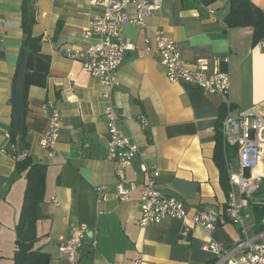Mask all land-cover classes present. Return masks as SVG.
Returning a JSON list of instances; mask_svg holds the SVG:
<instances>
[{"label":"crops","instance_id":"1","mask_svg":"<svg viewBox=\"0 0 264 264\" xmlns=\"http://www.w3.org/2000/svg\"><path fill=\"white\" fill-rule=\"evenodd\" d=\"M251 1L264 11V0ZM22 2L0 0L4 20L0 32V264H14L16 225L27 184L25 173L16 169L18 162L6 154L11 146L20 148L8 132V99L24 39ZM30 4L35 18L31 34L40 40V54L50 59L46 86L28 91L25 118V150L32 164L45 166L34 250L47 255V264H68L59 257L57 240L83 224L88 232L80 264H135L137 260L141 264H226L203 249L206 236L198 227L191 226L188 238L182 239L180 219L166 217L146 227L139 225L143 167L156 166L158 190L181 201L188 218L199 210L216 212L218 224L211 234L215 242L231 248L243 237L227 216V197L214 162L215 129L227 113L225 98L193 83L169 82L159 59L145 54L142 47L145 37L163 31L176 42L185 66L192 68L205 59L211 73L228 72L232 114L251 106L264 110V51L253 42L251 28L225 24L229 0L210 5L202 0H162L160 9L148 18L147 29L135 25L121 29V37L136 50L124 55L119 85L109 91L80 62L60 52L63 46L86 49L96 43L95 37L86 39L82 33L102 8L90 0H31ZM47 104H56L60 112L57 155L52 159L38 146L49 124V111L42 112ZM108 104L117 112L119 130L138 149L125 170V183L135 182L136 189L123 201L117 197L115 164L106 160L104 109ZM140 116L148 121L145 129ZM229 158L228 177L241 170L236 149ZM99 185L106 187L101 200L94 192ZM243 213L247 235L258 236L261 232L249 206ZM245 218L251 223L246 224Z\"/></svg>","mask_w":264,"mask_h":264},{"label":"built area","instance_id":"2","mask_svg":"<svg viewBox=\"0 0 264 264\" xmlns=\"http://www.w3.org/2000/svg\"><path fill=\"white\" fill-rule=\"evenodd\" d=\"M161 2L162 0H90L91 5L102 8V13L88 23L82 34L86 39L95 37L96 43L86 49L63 46L60 48L61 54L66 59L80 62L91 76L111 91L119 85L118 69L124 55L136 50L133 43L121 37V29L127 25L147 29L148 18L160 9ZM130 9L133 10V15ZM3 22L0 17V32ZM257 45L264 51V42ZM142 51L145 54L151 53L159 59L169 82L193 83L210 94L225 98L227 113L220 122L221 135L226 146L235 147L241 168L240 173L230 174L228 177L226 213L229 220L240 229L243 237L231 248H224L215 242L211 234L218 224L216 212L199 210L188 218L181 201L158 190L156 180L159 169L156 166L143 167L145 180L140 190L139 225L146 227L150 223H159L166 217L180 219L184 221L182 239L188 238L191 226L200 228L206 236L203 249L217 255L219 263L264 264V230L256 237H249L243 213L264 177V110L260 106H251L232 114V107L227 99L230 89L228 72L211 73L205 59L197 60L192 68L185 66L176 42L161 30L155 31L151 38L143 39ZM48 111V128L40 138L38 146L45 151L49 159H52L57 155L55 145L60 129V112L56 104L44 105L42 112L45 114ZM104 117L108 133L106 160L115 164L118 199L127 200L129 192L136 189V183H125V170L131 166L138 149L136 144L119 130L118 115L112 104L105 107ZM139 123L144 129L148 126L144 116H140ZM6 154L16 162L30 157L28 151L19 150L16 146H11ZM105 190L104 185L94 187L98 200L103 198ZM53 203L58 206L56 200H53ZM87 232L88 228L79 224L74 226L69 237L59 238L57 240L59 257L68 264H80L82 241ZM92 246H95V241ZM141 263V260L135 262Z\"/></svg>","mask_w":264,"mask_h":264},{"label":"trees","instance_id":"3","mask_svg":"<svg viewBox=\"0 0 264 264\" xmlns=\"http://www.w3.org/2000/svg\"><path fill=\"white\" fill-rule=\"evenodd\" d=\"M210 5L220 0H202ZM31 0L22 2L21 28L24 34L17 65L11 78L8 104L11 108L9 136L13 143L25 150L24 140L27 133L25 118L28 112V91L31 87L44 88L50 68V59L39 52L40 40L32 36L35 24L34 10ZM229 28H251L252 39L255 44L264 42V11L260 10L251 0H229V11L224 19ZM216 149L214 162L220 175V183L227 197L229 190L228 170L230 154H235V148L223 143L220 122L216 125ZM232 148V149H229ZM231 150V151H230ZM18 172L25 173L26 189L24 201L16 225V250L14 264H47L48 257L34 250L35 226L40 219V204L44 197L45 166L34 165L30 157L16 164ZM249 208L256 223L257 231L264 230V177L260 181L259 189L249 201Z\"/></svg>","mask_w":264,"mask_h":264},{"label":"rangeland","instance_id":"4","mask_svg":"<svg viewBox=\"0 0 264 264\" xmlns=\"http://www.w3.org/2000/svg\"><path fill=\"white\" fill-rule=\"evenodd\" d=\"M247 214L250 215L249 212H247ZM247 222H248V223H247ZM245 223H246V224H250V223H251V219H246V218H245ZM263 239H264V236H263Z\"/></svg>","mask_w":264,"mask_h":264}]
</instances>
